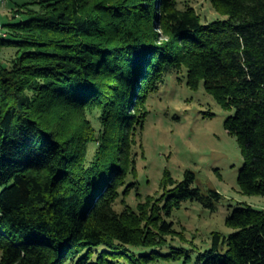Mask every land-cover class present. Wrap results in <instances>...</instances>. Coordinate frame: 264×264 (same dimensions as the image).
Wrapping results in <instances>:
<instances>
[{"label":"trees","instance_id":"trees-1","mask_svg":"<svg viewBox=\"0 0 264 264\" xmlns=\"http://www.w3.org/2000/svg\"><path fill=\"white\" fill-rule=\"evenodd\" d=\"M209 1L224 20L203 25L176 0H33L14 10L18 23H0V49L16 51L0 62V264L192 263L160 250L173 232L165 217L222 200L194 173H166L159 198L114 209L136 186L126 183L147 98L174 72L233 112L224 129L243 158L240 193L264 198V0ZM225 225L233 232L212 233L194 264H264V211L240 204Z\"/></svg>","mask_w":264,"mask_h":264},{"label":"rangeland","instance_id":"rangeland-1","mask_svg":"<svg viewBox=\"0 0 264 264\" xmlns=\"http://www.w3.org/2000/svg\"><path fill=\"white\" fill-rule=\"evenodd\" d=\"M27 2L33 0L0 2V23H18L21 19L13 18L14 10ZM176 3L180 10L193 8L203 25L225 19L212 8L209 0H176ZM31 7L38 9L34 5ZM2 30L5 33L3 27ZM15 52L14 49H0V62L9 65ZM186 74L185 70L171 73L148 96L136 148L137 178L134 180L131 176L126 183H136V186L127 197L117 201L114 209L121 212L127 207L135 211L147 197L159 198L163 194L160 183L166 173L175 182L182 181L188 170L194 173L195 188L204 195L215 191L222 200L214 211L197 201L186 202L170 217H165L166 222L173 224V232L160 250L167 256L175 249H184L193 259L190 264H194L197 253L211 247L212 233L228 236L233 232L225 221L238 205L264 211V198L240 193L238 173L243 158L235 138L224 129L225 120L233 112L223 110L205 91L203 83L197 91L189 88ZM88 118L97 131L102 129L100 113H90ZM95 148L91 146V154ZM130 249L136 257L151 253L150 249ZM125 263L126 260L119 262ZM150 264L188 263L186 257H182L178 260L159 258Z\"/></svg>","mask_w":264,"mask_h":264},{"label":"built area","instance_id":"built-area-1","mask_svg":"<svg viewBox=\"0 0 264 264\" xmlns=\"http://www.w3.org/2000/svg\"><path fill=\"white\" fill-rule=\"evenodd\" d=\"M4 0H0V2H3ZM7 34H5L2 30V26L0 24V38L5 39Z\"/></svg>","mask_w":264,"mask_h":264}]
</instances>
